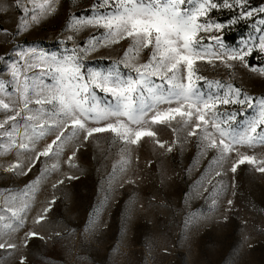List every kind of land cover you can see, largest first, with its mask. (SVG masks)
<instances>
[{"label":"rangeland","instance_id":"rangeland-1","mask_svg":"<svg viewBox=\"0 0 264 264\" xmlns=\"http://www.w3.org/2000/svg\"><path fill=\"white\" fill-rule=\"evenodd\" d=\"M17 3L0 0V6L6 8L0 11V30H6L0 31V84L5 86L0 98L7 100V93L12 94L13 101L18 98L17 82L11 74L14 63L23 74L21 82L26 76L31 86L33 81L38 85L51 82L49 67L41 56H75L85 76L100 71L119 72L125 78H135L134 66L147 63L151 56L149 49H141L135 59L134 53L125 58L131 41L107 42L111 38L102 27L86 26L79 31L69 27L74 19L107 13L109 8L97 4V0H58L54 13L45 14L27 30L20 26L21 17L30 19L31 12L25 15L23 9L31 10L34 4L32 0H19L18 8ZM262 7L264 0H243L242 6L211 10L208 20L225 27L219 32H202L204 46L223 52L210 37L223 38L225 33L240 28L234 44L223 41L227 50L239 52L253 47L245 61L251 66H264V52L255 46L264 36ZM251 9L256 10L252 16L241 15ZM96 41L100 43L92 50ZM227 63L232 67L214 57L212 64L197 62V74L205 79H194V84L203 95L223 97L231 84L254 100L264 98V77L239 60ZM152 79L167 87L159 77ZM95 94L101 106L115 103L110 94L99 89ZM216 111L221 114L220 120L228 121L222 127L239 132L258 114L255 102L251 108L247 103L219 104ZM232 113L234 119L228 120L226 114ZM24 123L19 120L16 139L18 144H29V149L5 151L0 147V216L4 217L0 235L8 233L0 242L8 240L17 245L0 249V264H20L22 258L24 264H264V173L248 164L240 165L236 173L230 171L238 155L264 158V145L237 146V151L219 160L218 149L206 147L207 142L201 140L202 130L189 136L191 125L182 127L178 121H172L171 126L153 125L157 136L146 137L139 145H124L107 132L84 141L82 132L73 136L70 125L67 130L57 129L51 119L44 135L30 142L32 129L25 133ZM39 131L37 128V135ZM59 131H64V136L53 145L49 156L35 159ZM214 138L220 139L216 133ZM155 140L166 142L165 148ZM6 144L7 138H0V145ZM169 146L171 152L167 151ZM74 151L72 166L68 157ZM122 157L127 159L126 164ZM17 160L25 171L28 167L31 171L26 175L19 174L20 169L15 173L4 171ZM68 176L76 179L68 180ZM59 180L64 183L58 184ZM53 199L55 203L50 204ZM45 208H50L46 214ZM41 215L45 218L36 223ZM29 232L38 236L27 239L25 246Z\"/></svg>","mask_w":264,"mask_h":264},{"label":"snow or ice","instance_id":"snow-or-ice-1","mask_svg":"<svg viewBox=\"0 0 264 264\" xmlns=\"http://www.w3.org/2000/svg\"><path fill=\"white\" fill-rule=\"evenodd\" d=\"M32 3L33 9L29 10L27 7L23 9L25 15L31 12L30 19L21 17L20 26L23 30L39 23L45 14L54 13L58 0H43V3L39 4L32 0ZM97 4L108 7L109 11L98 12L89 18L74 19L69 27L74 31L86 26L102 27L107 30V37L111 38L107 42L119 43L122 39L131 41L130 47L124 53L125 58L129 53H134L133 59H135L141 49H149L151 56L148 62L134 66L133 70L137 74L135 78L132 76L125 78L119 72L100 71H92L85 76L78 57L41 56V60L49 67L51 82L41 81L38 85L33 81L31 86L26 76L21 82L20 77L23 74L15 63L12 64L11 74L17 82L15 92L18 93V98L13 101L11 93H7V100L0 98V113H3L0 117V138H7V144L0 147L5 151L16 147L26 151L29 149V144L17 143L20 119L25 122V133L29 128L32 129L33 135L28 137L30 142L34 137L39 138L44 135L47 130L45 125L51 119L57 129L67 130L70 125L73 136L82 132L84 141L97 133L107 132L113 135L114 140L124 145H139L146 137L155 138L157 133L153 130V125L171 126L172 121H178L182 127L191 125L189 136H195L197 130H202L204 134L201 140L207 142L206 147L218 149L219 160H224L230 153L237 151V146L264 145V98L254 100L247 93L233 88L231 84L227 85L228 92L223 97L205 96L194 84V79H205L197 74V62L206 61L212 64L213 57L229 68L232 65L227 61L239 60L253 73L264 77V66H251L245 61V57L253 53V47H247L239 52H229L223 38L213 35L210 39L216 41L219 49H224L220 52L213 50L211 46L205 47L204 37L200 35L213 29L219 32L225 27L221 23L208 20L211 10L218 7L231 8L233 4L242 6L243 0H232L231 3L229 0H115V3L111 0H97ZM185 4L188 7H182ZM17 7H20L19 0ZM36 9L39 11L37 12ZM3 10L6 8L0 6V11ZM253 11L256 10H245L241 15L250 17ZM259 11L264 12V7ZM201 18H204L203 22ZM0 31L6 32V30ZM97 43L100 42L96 41L92 44V50H95ZM255 46L264 52V36L259 37L258 45ZM152 77H159L167 87L157 85ZM4 87L0 84V91L4 90ZM95 89L110 94L115 103L101 106L96 98ZM254 102L258 114L247 122L244 131L239 132L221 126L228 121L220 120L221 114L216 111L219 104L247 103L251 108ZM31 104L39 107L30 108ZM161 104H166L168 107L160 109ZM226 115L228 120L235 117L234 113ZM37 128L40 129L38 135ZM210 128L214 132L210 131ZM214 133L219 135V141L214 138ZM63 136L64 131H59L52 144L39 152L35 159H39V156H49L53 145ZM155 143L160 148H165L166 142L155 140ZM167 151L171 152L172 147L169 146ZM74 155L75 151L68 157L70 165ZM122 162L126 164L128 161L122 157ZM244 164L252 165L255 171L264 173V158L258 159L247 154L238 155L230 171L236 173L237 168ZM17 169H20L19 174L25 175L31 171V167L25 171L19 160L6 167L4 171L15 173ZM216 175L221 173L217 172ZM67 179L72 180L76 177L68 176ZM57 183L63 184L64 180H59ZM53 187L55 188L56 185ZM53 203H55L54 199L50 204ZM228 204L231 205L232 201L229 200ZM49 210L50 208H45L44 213ZM12 216L16 217L17 213L13 211ZM44 218V215H41L36 223H40ZM3 219L4 217L0 216V220ZM4 227L15 230L11 224H5ZM36 236H38L36 232L27 233L25 246L27 239ZM6 247L14 249L17 245L8 240L0 242V249ZM20 264H24V258L21 259Z\"/></svg>","mask_w":264,"mask_h":264},{"label":"trees","instance_id":"trees-1","mask_svg":"<svg viewBox=\"0 0 264 264\" xmlns=\"http://www.w3.org/2000/svg\"><path fill=\"white\" fill-rule=\"evenodd\" d=\"M241 32H242L241 29L238 28L236 31L225 33L223 35V41L229 45L234 44L237 41V39L240 37ZM101 63H104V62H101Z\"/></svg>","mask_w":264,"mask_h":264}]
</instances>
